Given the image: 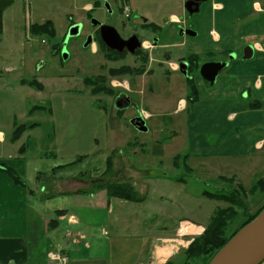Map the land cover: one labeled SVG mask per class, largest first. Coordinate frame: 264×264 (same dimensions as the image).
Masks as SVG:
<instances>
[{
    "label": "rangeland",
    "instance_id": "1",
    "mask_svg": "<svg viewBox=\"0 0 264 264\" xmlns=\"http://www.w3.org/2000/svg\"><path fill=\"white\" fill-rule=\"evenodd\" d=\"M85 3V0H14L11 6L3 10L0 36V163L10 166L26 161L28 176L25 181L29 186L34 183L32 177L36 172L48 173L53 169L61 170L66 175L70 173L75 180L77 177L89 180V189L97 184L98 187L110 182L117 184L119 172L120 176H126L121 178L122 182L128 181L127 175H137L141 184L137 192L145 199L140 202V206L128 204L135 210L124 217L126 220L139 218L142 228L144 222L148 227L152 224L154 234L161 226L167 227L169 231L174 230L181 220L208 222L214 209L227 205L201 198V192H213L218 188L232 190L238 185H243L248 191L255 180L264 178V169H261L238 182L232 178L231 183L218 181L220 176L229 174L220 164L223 159L210 157L215 154H207L206 158L198 154L196 137L204 117H209L204 122L210 124L213 131L201 146H206L207 153H215L218 147V134L214 133V128L220 125L221 129H225V117L217 110L226 105L225 93L213 90L215 86L198 78V84L203 85L202 91L199 90L197 99L189 103V88L184 78L169 66H152L151 74L127 77L130 89L140 92L139 97L134 95L132 100L139 107L144 105L143 108L150 115L146 121V132L134 130L130 119L135 111L127 110L118 115L115 107L108 104L112 96L99 94L91 97V88L83 84L86 79L105 74V71L100 70L96 56L92 63L87 64L82 59L84 54L79 53L73 62L62 64L52 55V46L62 42L69 21L84 18L87 8ZM213 3L210 0L203 4L200 12L191 18L183 9V0H160L153 4V10L157 9L160 16L165 18L170 40L177 39L179 44L183 42L184 45L179 47L183 54L195 52L198 55L210 48L213 44L210 31L221 35V30L225 28L228 31L233 26V37L239 41L238 44L248 31H257L244 17L249 12L252 14L249 21L259 18L258 13L251 11L249 2L221 1L223 7L218 11L213 8ZM215 15L216 18H225L220 22L221 25L213 23ZM171 16L191 24L196 37H178V30L184 24H170ZM236 17L238 20L230 26ZM47 21H51L56 30L53 38L30 36L31 25H42ZM261 26L264 28V21ZM233 43L237 44L235 41ZM246 45L238 50L231 48V54H204L197 57L200 65L208 61L231 62V56H243ZM171 53H168L169 61L176 63L181 55ZM226 70L221 71L216 81L224 76ZM123 78L126 77L117 79L122 82ZM112 80L108 79V87L113 88ZM37 84L41 86L40 89ZM182 101L186 102L184 108L180 107ZM177 107L182 109L177 110ZM229 107L234 108V105ZM21 125L34 126L13 138L15 128ZM229 127L235 128L236 125L231 123L226 130ZM238 132L241 133L240 130ZM110 156L115 160L116 177H113V162L110 170H106V159ZM121 163L125 169L123 174ZM154 174L159 178L145 179L156 176ZM40 179L42 185L37 184L36 196L42 203L50 199L54 202L53 198H43L50 180ZM174 179L184 182V187L179 186L180 183ZM76 183L80 184L78 180ZM241 199L248 207V214L254 213L264 203V195L260 193L247 194ZM119 203L113 200L115 207L109 217H120L127 209ZM243 219L239 216L230 228H236ZM116 235L120 238L113 243L114 252H137L146 244L141 242L144 234L130 238L134 234L129 230ZM149 247L150 243H147L145 251ZM119 259L124 262L128 260L123 259V254ZM183 261V254L174 260L176 264Z\"/></svg>",
    "mask_w": 264,
    "mask_h": 264
},
{
    "label": "crops",
    "instance_id": "2",
    "mask_svg": "<svg viewBox=\"0 0 264 264\" xmlns=\"http://www.w3.org/2000/svg\"><path fill=\"white\" fill-rule=\"evenodd\" d=\"M213 1L212 6L216 11L223 7L221 1L240 2V0ZM245 1L249 2L251 11L259 14L255 21H249L252 18L249 12L244 14L248 23L257 28V31L255 33L248 31L247 36L239 44L233 37L235 34L233 26L229 27L228 31L225 28L221 30V35L210 31V34L214 33L211 35L213 44L198 54L199 56L210 53L229 54L232 53L231 48L238 50L246 44L254 47V55L250 60L244 61L242 56L235 54L234 60L227 63L224 76L213 85L215 86L213 90L223 91L226 97V105L217 109L225 117V129H221L220 125L214 128V133L218 134L219 148H216L215 153H207L206 146H201L204 139L213 131L210 124L204 122L209 117L202 118L196 137L199 156L206 158L207 154H215L210 157L223 159L220 164L229 174L220 177L232 178L237 182L250 177L257 170L264 169V28L261 26V22L264 21V0ZM224 19L216 18L215 15L213 23L221 25L220 22ZM237 20L238 17L234 18L230 26ZM202 86L198 84L197 90L202 91ZM232 104L234 108L229 107ZM231 123L236 127H229L226 130L227 125ZM113 163L115 172L113 177H116L115 160ZM122 163L123 174L125 169ZM8 167L16 171L25 186L14 184L0 169V264H53L48 259V253L55 251L67 256V264H165L169 260L174 262L176 258L182 256V252L191 241L203 233L217 209L209 216L208 222L181 220L174 230L169 231L167 227L161 226L154 234L152 224L148 227L143 221L142 228L140 226L142 221L139 218L126 220L124 217L131 210H135V207L132 209L128 204L140 206V202L109 198L98 184L89 189V180L77 177L80 182L77 184L72 174L66 175L61 170L53 169L48 173L38 171L32 177L34 183L29 186L25 181L28 176L26 161ZM120 174L119 172L117 184H128L136 191H140L141 184L137 175H127L128 181L122 182L121 178L126 176ZM40 178L50 180V184H46L43 198H53L54 202L50 199L47 200L49 202L42 203L36 196L37 184H41ZM153 178L159 177L157 175L145 177ZM179 186L184 187V182L181 181ZM113 200L120 202L121 207L127 208L125 211L122 209L124 213H121L120 217H109L115 206L119 208L117 203L115 206L112 204ZM129 230L134 234L130 238L144 234L141 240L146 243L144 248L141 246L137 252H114L113 243L120 238L116 233L125 234ZM147 243H150V247L145 251ZM98 248L102 250H97ZM122 254L123 259H128L126 262L121 260L122 258L118 260Z\"/></svg>",
    "mask_w": 264,
    "mask_h": 264
},
{
    "label": "flooded vegetation",
    "instance_id": "3",
    "mask_svg": "<svg viewBox=\"0 0 264 264\" xmlns=\"http://www.w3.org/2000/svg\"><path fill=\"white\" fill-rule=\"evenodd\" d=\"M85 1H87L85 3L87 8L85 9L84 18L78 21L70 20L62 42L53 45L51 51L53 57L58 58L62 64L73 62L76 56L79 57V53L84 54L82 59L87 64L89 62L92 63L96 56L99 68L101 71H105V74L84 80L83 84L91 88L89 92L91 97L99 94L112 96V100L108 104L115 107L118 115L127 110L135 111V115L132 116L130 122L134 118L140 117L146 126V121L150 119V115L143 108L144 105L139 107L132 100V96L139 97L138 94L140 92L130 89L127 77L134 78L141 77L147 73L151 74L152 66H157L158 68H167L169 66L171 70L178 72L184 78L187 86L189 83L194 86L197 94L198 78L209 84L199 75V69L204 64L200 65L199 55L190 52L183 54L179 50V47L184 45L183 42L179 44L176 42L177 39L170 40L165 18L160 16V11L157 9L153 10V4L160 0ZM186 1L183 0V9L187 16L191 18L195 14L190 15L186 11ZM209 1L207 0L206 2ZM203 4H201L200 9ZM169 23L173 25L184 24L178 30V37H196L180 35L181 31L196 33L191 24H187L175 16H171ZM73 27H77L78 31L76 35L70 36V31ZM29 34L32 36L30 32ZM64 52L66 59H63ZM170 52L179 53L181 58L176 63H170L168 54ZM208 55L214 54L210 53ZM221 63H226L227 66L228 62ZM135 64L137 65L136 67H131V65ZM181 64L185 65V67L180 68ZM120 77L126 78L119 82L117 78ZM108 79H113L111 82L113 88L108 87ZM95 90L97 92H94ZM177 110H181L180 107H177ZM133 129L136 130L134 127Z\"/></svg>",
    "mask_w": 264,
    "mask_h": 264
},
{
    "label": "trees",
    "instance_id": "4",
    "mask_svg": "<svg viewBox=\"0 0 264 264\" xmlns=\"http://www.w3.org/2000/svg\"><path fill=\"white\" fill-rule=\"evenodd\" d=\"M2 12L0 10V36L2 34ZM29 32L32 36H47L52 38L55 36V30L50 21L43 23L42 25H31L29 27ZM188 102H194L197 99V92L190 83ZM37 88L40 89L41 86L37 84ZM94 92H97L95 90ZM37 108V107H35ZM41 108V107H40ZM32 126H17L13 132V138H17L20 134L27 128ZM113 162V157H108L106 159L107 172L111 168V163ZM1 170L4 171L16 185L25 186L24 182L20 179L19 175L13 169L5 165H0ZM59 168V167H57ZM56 168V169H57ZM175 182L180 183V179H174ZM218 181L231 183L232 179H225L219 177ZM99 188H103L109 198H117L124 201L130 202H142L145 198L140 196L138 192L128 184H112L106 183L102 184ZM255 193H260L264 195V178H259L255 180L251 189L246 191L242 185H238L235 189L226 190L225 188H218L215 191H204L201 193L202 197L209 200L223 202L227 206L224 208H218L213 213L207 226L205 227L203 233L194 238L193 241L188 245V247L182 252L184 256V261L180 264H208L214 255L246 224L251 222L264 208V203L252 214H248L247 205L243 204L241 198L244 195H251ZM242 216L243 221L238 224L234 229L230 228L234 221ZM165 264H176L175 262L169 260Z\"/></svg>",
    "mask_w": 264,
    "mask_h": 264
},
{
    "label": "water",
    "instance_id": "5",
    "mask_svg": "<svg viewBox=\"0 0 264 264\" xmlns=\"http://www.w3.org/2000/svg\"><path fill=\"white\" fill-rule=\"evenodd\" d=\"M207 0H187L185 9L190 14H197L200 11L201 4ZM14 0H0V10L11 6ZM77 27H73L70 36L77 34ZM180 35L194 37L196 33L190 31H181ZM264 47V43H263ZM254 55V47L247 45L243 48L242 60H250ZM235 56H231V59ZM63 59H66L65 52ZM185 65L181 64L180 68ZM226 67V63L208 62L204 63L199 69L201 78L209 83L214 84L219 73ZM130 124L138 132H146L147 127L140 118H134ZM264 261V208L248 224L243 226L210 260L208 264H261Z\"/></svg>",
    "mask_w": 264,
    "mask_h": 264
},
{
    "label": "built area",
    "instance_id": "6",
    "mask_svg": "<svg viewBox=\"0 0 264 264\" xmlns=\"http://www.w3.org/2000/svg\"><path fill=\"white\" fill-rule=\"evenodd\" d=\"M48 259L55 264H66L67 257L60 252H51L48 254Z\"/></svg>",
    "mask_w": 264,
    "mask_h": 264
},
{
    "label": "bare ground",
    "instance_id": "7",
    "mask_svg": "<svg viewBox=\"0 0 264 264\" xmlns=\"http://www.w3.org/2000/svg\"><path fill=\"white\" fill-rule=\"evenodd\" d=\"M181 105L183 104V102L180 103Z\"/></svg>",
    "mask_w": 264,
    "mask_h": 264
}]
</instances>
